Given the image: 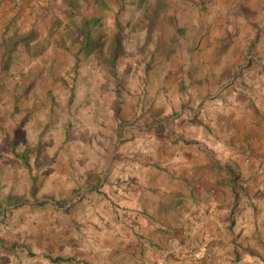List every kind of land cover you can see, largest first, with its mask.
<instances>
[{
    "label": "rangeland",
    "instance_id": "rangeland-1",
    "mask_svg": "<svg viewBox=\"0 0 264 264\" xmlns=\"http://www.w3.org/2000/svg\"><path fill=\"white\" fill-rule=\"evenodd\" d=\"M198 1L0 0V264L157 260L139 152L211 131L264 61V5Z\"/></svg>",
    "mask_w": 264,
    "mask_h": 264
},
{
    "label": "crops",
    "instance_id": "crops-1",
    "mask_svg": "<svg viewBox=\"0 0 264 264\" xmlns=\"http://www.w3.org/2000/svg\"><path fill=\"white\" fill-rule=\"evenodd\" d=\"M255 2L263 9L264 0L197 4L252 11ZM260 65L242 72L244 86L229 87L210 103L211 131L191 133L190 143L179 147L165 144L160 157L152 148L139 152L151 162L141 169L140 195L158 209L154 238H145L158 257L144 252L143 259L136 247L128 264H264V61Z\"/></svg>",
    "mask_w": 264,
    "mask_h": 264
},
{
    "label": "trees",
    "instance_id": "trees-1",
    "mask_svg": "<svg viewBox=\"0 0 264 264\" xmlns=\"http://www.w3.org/2000/svg\"><path fill=\"white\" fill-rule=\"evenodd\" d=\"M52 262H68L71 261V258H63V257H56V258H50Z\"/></svg>",
    "mask_w": 264,
    "mask_h": 264
}]
</instances>
